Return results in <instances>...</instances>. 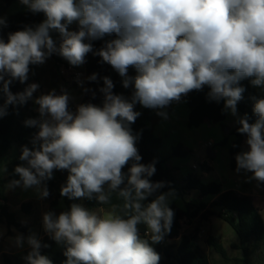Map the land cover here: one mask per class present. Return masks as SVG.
Returning <instances> with one entry per match:
<instances>
[{"label":"clouds","instance_id":"1","mask_svg":"<svg viewBox=\"0 0 264 264\" xmlns=\"http://www.w3.org/2000/svg\"><path fill=\"white\" fill-rule=\"evenodd\" d=\"M32 13L43 12L46 19L34 28L9 33L0 39V118L8 106L24 105L39 85L28 84L13 94V81L25 83L30 65L43 64L58 54L72 66L85 62L93 52L90 41L115 35L93 54L123 77V87L134 85L131 102L114 94L113 81L103 78L102 106L80 104L69 110L70 96L62 89L35 98L39 119L29 118L25 126L38 128L33 148L22 147L18 180L8 188L35 187L40 198L49 196L46 181L54 170H67L60 195L69 199H95L110 204L113 194L123 201L120 211L101 215L79 203L56 215L45 212L44 230L64 246V264H159L152 245L170 234L174 211L169 207L173 193H160L165 182H152L155 161L143 164L136 147L138 137L130 125L146 108L163 109L179 102L193 90L207 86L209 100L224 101V110L237 117L238 133L246 134L247 151L235 156L236 172L252 173L248 178L264 183V98L253 97L258 117L249 123L247 114L237 116V105L245 88L240 81L250 79L254 88L264 90V0H20ZM74 22L77 30H69ZM7 21L0 18V29ZM60 34L57 46L50 35ZM89 41V42H85ZM136 69L135 77L128 69ZM97 79L96 74L88 77ZM82 83L81 81H77ZM85 91H89L85 89ZM95 96V93H93ZM158 115H166L163 112ZM132 161L128 175L122 169ZM6 171V169H0ZM121 185H124L121 187ZM150 202L144 203L153 197ZM140 225L146 226L144 238ZM3 231L0 230V237ZM16 247L26 240L30 251L27 264H53L41 254L36 236L18 234Z\"/></svg>","mask_w":264,"mask_h":264},{"label":"trees","instance_id":"2","mask_svg":"<svg viewBox=\"0 0 264 264\" xmlns=\"http://www.w3.org/2000/svg\"><path fill=\"white\" fill-rule=\"evenodd\" d=\"M0 18H4L7 21V26L0 29V39L5 42L8 40L9 33L15 31L24 30L25 26L35 27L39 23L43 22L46 17L43 12L32 13L26 6L20 3V0H0ZM78 25H75L73 30H77ZM51 37L56 42L57 46L61 42V37L58 32H50ZM115 35L105 36L102 39L90 41L93 45V52L88 53L85 56V62L83 65L84 81L82 88V97L80 104L92 103L97 106H102L103 94L99 91L104 86L103 78L109 77L114 84L113 93L122 95L124 98L128 96L129 87L123 88V77H121L111 65L102 62V59L94 55L93 53L99 50L105 45L107 41L115 39ZM89 42V41H85ZM55 62L58 64L61 60L58 54H52ZM37 66L30 65V71L28 74V80L25 83L19 81H13L10 85V91L15 94L23 91L28 84L34 81H39L37 77ZM130 73L137 75L136 69L130 67L128 69V76ZM96 74L97 79L90 81L88 77ZM240 86L245 88L243 93V99L238 103V109L242 116L247 114L249 123H254L257 120V116L253 112L254 100L256 98H264V90L254 88L250 79H244L240 81ZM2 87V85H0ZM88 89L89 91H85ZM210 89L205 86L202 90H193L190 96H185L187 104L190 108V115L188 126L190 128L199 127L203 122L208 121L210 123H222L225 118L224 101L219 102L209 100L207 93ZM95 93V96H93ZM4 97L0 93V104H3ZM140 113L136 121L130 125L133 135L138 137L136 141V147L138 148L139 154L142 159L140 163L148 164L155 161L156 172L149 179L152 182H165V187L160 189V193L172 192L173 195L169 197V207L174 211V219L170 234L164 237V240L160 243L152 245L154 249L159 253L161 259L159 264H210L208 256L202 251L201 247L197 243L198 234H181L182 224L184 221L194 220L201 212V218L203 220H209L210 216L214 215L215 212L208 210L205 203L200 205L192 206L189 202L186 203L187 207L181 209L178 207V202L184 199L185 196L191 191L200 192L201 196L213 195L217 198L211 203L212 207H219L221 212L219 216L222 217L237 233L240 239L239 245L235 247L241 249L244 253V258L235 259L237 263L252 264L248 259L251 247H260L264 243V219L260 212V209L255 206L254 198L250 195L240 194L235 190H223L219 183H204L198 176L194 174H188L182 178V183H179L173 170L165 165L166 160L160 158L158 150L162 145V139L157 137L151 129L148 127V122L153 118V111L151 108L135 109ZM39 114L36 112L33 102L29 100L24 105L8 106V115L0 118V223H5L9 228V233L12 228L16 230L28 233V229L21 225L15 214L11 211L8 204V198L6 195L7 184L12 180H18L20 177L14 172L16 166H27L26 161L19 159L22 153V147L27 146L29 149L33 148L32 138L38 132V128L27 127L24 121L29 118L38 119ZM239 127V126H238ZM238 127L234 128L230 135H234L236 140L230 146L231 156V168L236 171L235 156L243 151L242 143L244 139H247L246 134L238 133ZM228 139H225L221 145L227 144ZM17 149V154L12 157L11 151ZM173 155L185 156L186 152L182 149V146H177ZM132 161L122 169L125 176L128 175V169L131 167ZM56 170L53 171V173ZM68 176L67 170H65ZM243 172V170L241 171ZM49 190V196L51 198V187L55 186L53 178L45 182ZM264 187V183L258 184ZM124 185H121L123 187ZM63 197L58 195L54 199H50V207L48 211H52L58 204V200ZM68 199V197H65ZM149 197L144 203H148L153 199ZM85 204L89 208H103L110 211H120V207L123 201L118 198L116 194L112 195L111 203L99 205L95 199L88 200L83 199ZM71 205V204H70ZM69 205V207H70ZM194 208V209H193ZM21 210L25 214H30L32 210L31 203H23ZM140 233L144 238L146 237L145 231L146 226L140 225ZM175 240H179L177 244L171 243ZM42 245H48V247L41 248V254L46 255L53 264H64L66 257L64 256V246L57 244L49 235H46L40 240ZM208 244L223 258L229 259L225 247L216 241V238L212 235L208 236ZM30 247L24 252V257L30 251ZM6 264H11L6 258ZM22 264H27L26 260L23 259Z\"/></svg>","mask_w":264,"mask_h":264},{"label":"rangeland","instance_id":"3","mask_svg":"<svg viewBox=\"0 0 264 264\" xmlns=\"http://www.w3.org/2000/svg\"><path fill=\"white\" fill-rule=\"evenodd\" d=\"M56 33V31H52ZM63 62L68 63L64 58L59 56ZM60 63H56L52 57L46 59L43 64L37 67V77L39 81H34L39 85L38 90L33 93L31 101L38 109V105L34 103L35 98L42 94H48L43 92V86L53 88L55 84H65L67 88H74L75 92L70 96L69 110L75 111L77 105H79L82 97L83 83L75 81L76 85L71 83L74 81L63 79L59 72L58 67ZM76 69H81V65L74 66ZM134 73H130V77H135ZM124 88V87H123ZM128 96L125 98L131 102L132 95L135 91L134 85L130 84ZM68 93V92H67ZM58 94V93H57ZM192 91L186 96H190ZM182 96L179 102H172L169 106L163 109H152L153 118L149 121L148 127L151 131L162 139V145L158 150L160 158L165 159V165L173 170L179 183H182V178L188 174H194L198 176L204 183H219L223 190H241L245 187V181L248 183V191L261 190L256 185L254 180L248 178L251 173L239 172L231 168V156L230 146L236 140L234 135H230L232 130L240 125L236 123L237 117L231 115L230 111L225 110L226 118L222 123H210L208 121L203 122L199 127L190 128L188 126L190 108L187 104V100ZM135 109H144L138 102L134 105ZM163 112L166 115L161 116L158 113ZM237 116L242 117L241 112L237 106ZM230 129V131H228ZM228 139L227 144L221 145V143ZM181 145L182 149L186 152L185 156L173 155L174 149ZM248 146V145H247ZM208 149L214 152L215 157L210 158L208 156ZM17 154V149L11 151L12 157ZM195 167V168H194ZM67 173L65 170H56L53 173L54 187H51V198L58 197L61 186L66 183ZM9 185V184H8ZM7 185V198L11 211L15 214L17 221L28 229V233H23L15 229L14 234L8 232V227L5 223H0V230L3 231V236L0 237V264H6L4 261V254L2 253L3 247L6 246V250H9L13 255L11 261L15 264H20L24 259V249L28 247L26 240L23 247H16L14 239L18 234L23 235L25 238L29 235H35L38 239L40 236L47 234L43 227L42 217L45 212H48L50 207L49 198H40L35 187L23 188L18 186L9 189ZM217 198V196L207 195L201 196L198 191L189 192L184 199L178 202V207L184 209L187 207L186 203L189 202L194 208L201 203H205L208 210L214 211L215 214L210 216L209 220H203L201 218V212L194 220L184 221L182 224L181 234H198L197 243L201 247L202 251L208 256L210 264H245L237 263L235 259L244 258V253L241 249L236 248L239 245L240 239L235 230L219 216L221 209L219 207H212L211 203ZM23 203H31L32 210L30 214H25L21 210ZM72 203L82 204L84 207L96 211L98 214L104 215L110 210L103 208H89L83 199H66L61 197L58 200L56 211L53 210L56 215H59L62 211L69 210V205ZM46 204V205H45ZM193 208V209H194ZM264 218V213H263ZM10 234V235H8ZM212 235L216 238V241L222 244L229 259L223 258L217 253L207 242L208 236ZM179 240L174 242L177 244ZM7 243L8 246L6 245ZM11 258V257H10ZM248 259L252 264H264V243L260 247H251Z\"/></svg>","mask_w":264,"mask_h":264},{"label":"crops","instance_id":"4","mask_svg":"<svg viewBox=\"0 0 264 264\" xmlns=\"http://www.w3.org/2000/svg\"><path fill=\"white\" fill-rule=\"evenodd\" d=\"M75 25H77V23L76 22H74L72 25H70L69 26V30H73V28H74V26ZM59 56V55H58ZM60 58V57H59ZM60 62L59 63H65V62H63L62 61V59L60 58ZM65 64H67V63H65ZM38 67V66H37ZM81 70H82V68H83V65H81ZM72 85H76V83L75 82H72L71 83ZM49 86V85H48ZM48 86H43V92L44 93H47L49 90H55L56 91V93H58V94H61V90L62 89H64V90H66L67 92H68V94H69V96H72L73 94H74V92H75V90H74V88H72V87H69V88H67V85H65V84H61V83H59L58 85L57 84H55L54 85V87L53 88H50V87H48ZM78 106V105H77ZM76 110V109H75ZM36 112H38V109H36ZM75 112V111H74ZM38 114H39V112H38ZM40 118V116L38 117V119ZM242 148H243V151H247L248 150V146H247V144H246V139H244L243 140V143H242ZM244 172V171H243ZM252 174V173H251ZM255 181V180H254ZM246 183H245V187H242V189L241 190H235V191H237L238 193H240V194H244V195H250V196H252L253 198H254V204H255V206L256 207H258L259 209H260V212H261V214H262V217H263V213H264V187H261V186H259L258 185V183H257V181H255V183H256V185H258V187H260V189L261 190H255V191H248V183H247V181H245ZM9 184V183H8ZM7 184V185H8ZM7 190V189H6ZM7 195V194H6ZM46 205V204H45ZM58 205V204H57ZM56 208V207H55ZM49 209V208H48ZM55 211H56V209H54ZM48 211V210H47ZM53 211V210H52ZM23 212V211H22ZM17 219V218H16ZM264 219V218H263ZM22 225V224H21ZM18 231V230H17ZM8 232H9V229H8ZM10 234H14L15 233V228H12L11 230H10ZM10 234H8V235H10ZM46 235H49V234H45V235H42V236H40L39 238H38V240L40 241V240H42ZM8 244H11V243H7L6 245L8 246ZM4 246V247H3ZM2 253L4 254V261H5V259L7 258L9 261H10V263L11 264H15L14 262L12 263V261H11V259H12V257H13V255H11L9 252H11V251H9V250H6V246L5 245H2ZM30 246H28V247H26L25 249H24V252L29 248ZM9 251V252H8ZM11 257V258H10ZM20 264H22V262H20Z\"/></svg>","mask_w":264,"mask_h":264},{"label":"built area","instance_id":"5","mask_svg":"<svg viewBox=\"0 0 264 264\" xmlns=\"http://www.w3.org/2000/svg\"><path fill=\"white\" fill-rule=\"evenodd\" d=\"M58 72L63 79H68L71 81H84V72L81 69H76L70 64L60 63L58 67ZM195 168V167H194Z\"/></svg>","mask_w":264,"mask_h":264},{"label":"water","instance_id":"6","mask_svg":"<svg viewBox=\"0 0 264 264\" xmlns=\"http://www.w3.org/2000/svg\"><path fill=\"white\" fill-rule=\"evenodd\" d=\"M77 25H78V23H77ZM170 105V104H169ZM168 105V106H169ZM228 131H230V129H228ZM208 156L210 157V158H214L215 157V154H214V152L213 151H211L210 149H208Z\"/></svg>","mask_w":264,"mask_h":264}]
</instances>
